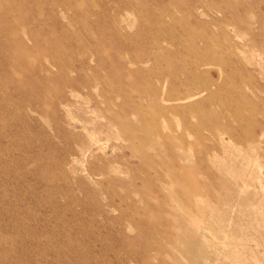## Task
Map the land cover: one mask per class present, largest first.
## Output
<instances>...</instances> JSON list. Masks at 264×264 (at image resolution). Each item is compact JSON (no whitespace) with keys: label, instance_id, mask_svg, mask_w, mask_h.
Returning a JSON list of instances; mask_svg holds the SVG:
<instances>
[{"label":"rangeland","instance_id":"1","mask_svg":"<svg viewBox=\"0 0 264 264\" xmlns=\"http://www.w3.org/2000/svg\"><path fill=\"white\" fill-rule=\"evenodd\" d=\"M0 264H264V0H0Z\"/></svg>","mask_w":264,"mask_h":264},{"label":"bare ground","instance_id":"2","mask_svg":"<svg viewBox=\"0 0 264 264\" xmlns=\"http://www.w3.org/2000/svg\"><path fill=\"white\" fill-rule=\"evenodd\" d=\"M94 3V2H93ZM94 91V90H93ZM201 92H203V89L202 90H200L199 91V93H201ZM194 95V94H193ZM193 95H191V96H188L187 98H181V99H179L178 98V100H187V99H191V98H193ZM164 101H166V100H164ZM175 102H177V101H175ZM163 108V107H162ZM158 109V108H157ZM162 114H163V112H162ZM146 116V115H145ZM157 117H158V115H157ZM157 117H153V119L155 118V119H158ZM148 123H150V122H148ZM250 124V123H249ZM165 140V139H164ZM124 147V146H123ZM257 162V161H256ZM252 164H253V162H252ZM120 165V164H119ZM181 167V166H180ZM63 168V167H62ZM68 169V168H67ZM69 171V170H68ZM66 172V171H65ZM5 217V216H4ZM11 218V217H10ZM10 220V219H9ZM18 222H19V220H18ZM41 224V223H40ZM201 232H205V233H208V232H206V231H201ZM137 233V232H136ZM201 234V233H200ZM142 236V235H141ZM201 236H203V233L201 234ZM162 240V239H161ZM167 242V241H166ZM43 245V244H42ZM173 245V244H172ZM171 246V245H170ZM193 255V254H192ZM183 256V255H182ZM184 258V257H183Z\"/></svg>","mask_w":264,"mask_h":264}]
</instances>
